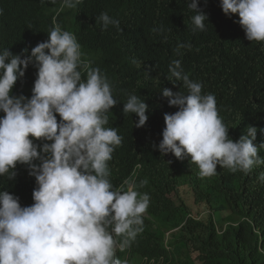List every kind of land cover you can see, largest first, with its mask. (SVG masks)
<instances>
[{"label":"trees","instance_id":"1","mask_svg":"<svg viewBox=\"0 0 264 264\" xmlns=\"http://www.w3.org/2000/svg\"><path fill=\"white\" fill-rule=\"evenodd\" d=\"M188 2L80 0L60 11V0H0V51L30 53L48 40L55 20L76 36L83 59L107 76L118 103L107 113L106 127L122 137L108 161L110 182L119 188L130 180L150 197L142 231L128 249L117 251L118 258L128 264H264V180L259 179L264 164L248 173L218 165L215 175L201 178L190 157L161 156L153 148L163 138L164 115L178 111L162 89L186 92L183 82L168 79L169 65L180 60L202 92L215 96L230 138L238 141L248 126L257 129L253 143L264 158V42L247 40L239 15H226L221 0H199L208 20L205 30H194ZM104 12L119 21V28L96 22ZM37 71L30 64L13 95L30 98ZM130 94L148 105L143 127H135L137 115L124 114ZM15 171L13 180L0 176V190L30 206L35 177L26 165L18 164ZM222 202L228 207L225 216L214 211ZM233 216L237 222L225 223Z\"/></svg>","mask_w":264,"mask_h":264},{"label":"clouds","instance_id":"2","mask_svg":"<svg viewBox=\"0 0 264 264\" xmlns=\"http://www.w3.org/2000/svg\"><path fill=\"white\" fill-rule=\"evenodd\" d=\"M79 3L60 0L59 10ZM188 8L195 13L194 30H205L208 17L199 0H189ZM221 8L226 15H239L247 40L264 42V0H221ZM96 22L119 28L107 12ZM53 23L48 40L30 53L0 51V176L15 179L22 164L37 185L34 203L23 207L19 197L0 190V264H128L116 253L128 249L142 231L150 197L130 180L119 188L110 182L108 161L122 137L106 127L107 113L118 101L107 76L83 59L76 36ZM30 64L38 69L31 97L13 95ZM169 73L168 79L183 82L186 92L161 91L169 106L178 108L164 115L163 138L153 144L161 156L190 157L201 178L215 175L218 165L248 173L264 164L253 143L255 127L233 140L215 96L202 92L180 60L172 61ZM123 111L139 117L135 127L148 120V105L135 94L128 95Z\"/></svg>","mask_w":264,"mask_h":264},{"label":"rangeland","instance_id":"3","mask_svg":"<svg viewBox=\"0 0 264 264\" xmlns=\"http://www.w3.org/2000/svg\"><path fill=\"white\" fill-rule=\"evenodd\" d=\"M214 211H216L217 213L220 212V213H222V216L223 215L225 216L226 214H224V213H226V211H228V207H226L225 202H222V203L217 204L215 206V210ZM144 215H146V213ZM237 220H238V218L236 216H233V217H230V218L226 219L225 223H235V222H237ZM225 223L219 221V227H221V226L225 227ZM169 235H170V233L168 234V236Z\"/></svg>","mask_w":264,"mask_h":264},{"label":"built area","instance_id":"4","mask_svg":"<svg viewBox=\"0 0 264 264\" xmlns=\"http://www.w3.org/2000/svg\"><path fill=\"white\" fill-rule=\"evenodd\" d=\"M151 263H153V261Z\"/></svg>","mask_w":264,"mask_h":264}]
</instances>
